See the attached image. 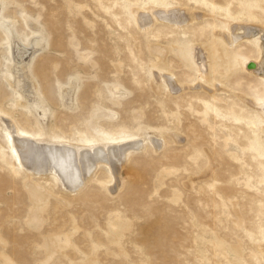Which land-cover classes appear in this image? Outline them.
Returning <instances> with one entry per match:
<instances>
[{
  "label": "rangeland",
  "instance_id": "374dc122",
  "mask_svg": "<svg viewBox=\"0 0 264 264\" xmlns=\"http://www.w3.org/2000/svg\"><path fill=\"white\" fill-rule=\"evenodd\" d=\"M150 6L194 19L142 27ZM0 17L7 120L73 142L144 139L76 194L13 167L0 144V264H264V78L246 35L264 27V0H0ZM230 19L242 24L226 39L246 36L227 52L257 66H227L211 92L187 53ZM33 47L22 77L40 107L25 108L12 71Z\"/></svg>",
  "mask_w": 264,
  "mask_h": 264
},
{
  "label": "bare ground",
  "instance_id": "6f19581e",
  "mask_svg": "<svg viewBox=\"0 0 264 264\" xmlns=\"http://www.w3.org/2000/svg\"><path fill=\"white\" fill-rule=\"evenodd\" d=\"M164 8V10L162 9L157 11L155 6L147 7L146 9H144L143 13L137 12L136 15L138 19L136 22L142 27L147 25L151 26L152 23L158 21L167 22L176 26L178 25L183 27V25L189 22L192 17L189 16L190 19H188L185 14L186 12L183 13V11L179 9L177 10L173 8L175 10H171L172 8ZM235 21L230 19L227 24V29H223L224 33H216L217 38L213 40L211 38L212 41L206 44H202V48L200 51H198L197 54L195 52V48H191L187 53L189 63L198 72L199 81L203 82L202 84L206 86L208 85V89L209 87L212 88L210 89L211 92L221 90V87L217 85V83H219V79L217 78V76H220L225 71L227 66L233 67V65L237 64L241 65L243 68L257 66L256 60L243 58L237 55L232 56L230 53L234 49L231 50V52L228 50L230 52L229 53L225 48L227 45L229 47L235 45L243 36H238V32L240 31L239 27L242 24V20L236 19ZM233 24H235L234 26H236L234 31L235 33L237 32L238 35L234 33L233 35H231V40L229 41L227 40L228 38L226 39L225 37V32L228 33V31L230 30V26H232ZM11 30L12 29H10V31ZM230 33L232 34L231 31ZM256 33H258L257 37L253 38V30L250 29L249 33L246 35L248 36L247 38L249 40L257 44L259 65L257 66L256 71L264 78V27L261 26L259 27V29L257 28ZM17 39L16 41H18ZM35 54L36 49L34 50L33 47V51L30 53V55H28L29 58L27 59V61H23L22 57H20L23 61L22 64H18L19 66L17 65L16 69L12 71V74L17 76L16 79L14 78V84L17 87V89L15 90L24 92V97H26V99H24V101L22 102L17 101V106H22L25 108H27L28 106L40 107V99H37L40 94L36 96L37 94L34 93L36 89L33 87V84L27 86L26 88L24 85V79L22 77V75L27 71L26 62H30ZM171 77H174V74L170 72V75L166 77L168 79L165 80V82L169 81V86H178V84H180V80L176 78L174 79L176 81H173V79L171 81ZM200 86L202 85H199V87ZM173 88L174 87H172V90H175ZM169 89L171 90V87H169ZM69 94L72 95V93H68V95ZM259 95L261 99L256 101L258 106L257 108L260 112L259 118L263 117L264 119V97H262L261 94ZM71 97L73 98V96ZM41 108H43V106ZM41 108H38V113L40 112L42 114L45 111L41 112L44 110H42ZM6 114L7 113L5 111L3 112L0 110V144L5 151L6 160L8 161V163L15 168L22 167L33 175L41 176V178H43V176L53 175L58 183L63 186V188L75 194L83 188V186L90 180V178L96 173V171L102 164L118 172V170L124 165L129 148L131 149V147H135L140 149L144 147V139H137V136L141 134L140 132L134 134L133 136H106L98 137L95 141L73 142L67 139L56 137L55 135H53L51 129L46 131L41 127L42 132L39 133L24 130L19 126L16 119L8 118L12 120H7L6 118L10 116H7ZM5 116L7 117L5 118ZM40 116L38 117L41 118ZM42 117L44 118V116ZM41 123L42 122H40V124Z\"/></svg>",
  "mask_w": 264,
  "mask_h": 264
}]
</instances>
